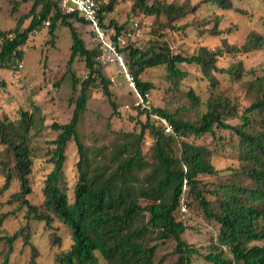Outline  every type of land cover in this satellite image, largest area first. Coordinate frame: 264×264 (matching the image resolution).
Segmentation results:
<instances>
[{"label":"trees","instance_id":"16d2710c","mask_svg":"<svg viewBox=\"0 0 264 264\" xmlns=\"http://www.w3.org/2000/svg\"><path fill=\"white\" fill-rule=\"evenodd\" d=\"M32 3L29 14L19 20L13 31L0 33V37L13 32L16 37L3 43L0 50V68L11 62L13 67L21 61L28 38L33 32L47 29L50 44L55 39L58 25L66 27L70 33V55L66 63V74L69 75L72 89L80 85L76 100L73 102L70 119L65 123L52 122L50 129L56 133L48 143L46 156L52 164V170L47 175L43 187L42 210L32 206L25 197L30 194L29 174L32 159L38 154L39 137L46 127L41 108L30 99L31 112H21L18 119L10 121L0 119L1 155L11 163L0 159L3 166L4 184L0 192L8 189L10 181L15 177L20 185L19 192L11 197L20 202L26 209L25 217L44 221L47 226L55 218L69 228L72 244L70 249L56 258L58 264H97L95 252H98L107 264H155L156 245L147 247L140 240L148 232L157 234L162 241L174 243L173 254L176 259L172 264H190L191 257L198 251L187 244L182 236L187 230L185 221L178 220L180 196L184 194L185 202L192 197L198 202L203 215L213 221L217 235L210 246V251L203 259L210 264H264V76L249 81L247 86L254 91V100L243 110L239 117L241 124L231 126L226 124L221 116L226 113L237 114L236 108L228 100L211 99L207 111L202 114L200 123L195 125L181 121L174 115L158 108L150 112H139L145 115L146 122L141 125L140 132L121 135L122 144L112 142L109 150L99 149L97 153H89L83 144L80 125L88 110L89 88L99 81L103 96L112 116L117 115V105L112 99L108 80L101 74L100 68H94L96 49H87L81 35L82 28H88L93 36L90 24L77 15H64L58 7V0H21ZM135 0V7L146 16L166 15L173 19L182 17L186 10L165 4L156 0ZM264 3V0H260ZM119 0H107L101 9V18L105 19L111 13ZM222 9H230V3L220 1ZM40 10L36 13V10ZM197 5L189 12H195ZM168 17V18H169ZM29 20L26 27H21L23 20ZM45 22H49L45 26ZM111 25L119 31L123 26ZM220 34V32H216ZM264 48V38L256 33H250L240 47L230 46L225 40L214 50L201 47L196 54L183 56L172 54L166 43L151 41L147 49L142 50L126 46L119 49L125 54V65L133 77L138 93L145 96L152 90L149 82L141 80V75L148 68L164 66L172 79H182L183 73L177 65H196L202 75L215 88L213 74L218 73L239 80L245 75L241 62L237 61L227 68H218L217 62L224 54L248 53ZM76 58H81L89 73L87 78L79 83L71 72ZM18 69V68H17ZM182 77V78H181ZM58 86V83H54ZM213 91V89H212ZM190 99L196 98L190 93ZM226 108V113H225ZM227 108L229 111H227ZM157 114L165 117L175 135H168L154 127L149 115ZM259 125L261 130L248 132L245 129ZM235 133L244 144L243 159L247 161L248 169L244 176L248 184L242 183L235 172L218 188V211L199 190L200 176L213 175L216 170L210 164V153L202 146L185 142L189 136L199 137L202 134H212L213 127ZM148 129L153 138L151 147L152 163H147L142 156L140 142L143 132ZM179 143L180 148L177 147ZM74 144L78 160L77 181L73 189V199L70 203L60 187L66 151ZM179 153V154H178ZM148 169L147 172L145 170ZM140 174V175H139ZM229 180V181H228ZM185 187V188H184ZM140 200L146 202L140 205ZM188 207V204H187ZM189 213V209H188ZM148 215V220L137 225V221ZM188 215V214H187ZM4 216L0 217V226ZM21 237L19 232L11 236L0 237L11 249L12 243ZM251 242L261 243L248 247ZM227 247L231 258L225 254ZM8 254L2 264H6ZM34 264V261H31Z\"/></svg>","mask_w":264,"mask_h":264},{"label":"rangeland","instance_id":"374dc122","mask_svg":"<svg viewBox=\"0 0 264 264\" xmlns=\"http://www.w3.org/2000/svg\"><path fill=\"white\" fill-rule=\"evenodd\" d=\"M150 0L148 4H151ZM186 10L182 17L171 18L166 15L146 16L135 7V0H119L111 13H107L105 21H113L116 26L129 27L130 20L137 19L143 28V37L136 42H128L129 46L145 50L151 41L166 43L172 54L191 56L201 47L209 50L216 49L222 40L228 45L240 47L250 33H256L264 38V3L260 0H226L230 9H222L221 0H156ZM30 1L0 0V33L13 31L19 20L26 17L31 9ZM197 5L195 12L189 10ZM40 10L38 8L36 13ZM169 17V18H168ZM30 19L23 20L21 27H26ZM114 27V25L109 24ZM81 35L87 49H96L99 46L89 29L82 28ZM220 32V34H216ZM47 29H41L37 35L28 38L21 50L23 56L20 63L22 68L13 67L11 62L4 63L0 68V119L6 117L10 121L19 118L21 112H31L30 99L41 108L46 127L39 140L40 150L32 159L29 174L30 194L25 197L32 206L42 210L43 187L47 175L52 170L46 152L48 143L54 139L56 133L50 129L52 122L65 123L70 119L73 102L78 96L80 85L72 89L69 75L66 74V63L70 55L71 38L66 27L58 25L55 30L53 44L48 43ZM125 64V54H120ZM241 62L245 75L239 80L215 73L213 88L210 82L202 75L196 65H177L183 73L182 79H172L164 66L148 68L141 75V80L152 84L153 88L148 93L151 108H158L175 116L176 119L198 125L202 114L207 111L211 99L228 100L236 108L237 114L225 113L222 120L231 126L241 124L240 116L254 100L253 89L247 86L249 81L256 77L264 76V48L248 53L224 54L217 62L218 68H227L235 62ZM101 74L108 80V87L112 99L117 105V115L112 116L103 96L101 84L96 81L88 92V110L83 116L80 125V134L83 144L89 153H97L99 149L108 152L112 142L122 144L121 135H137L141 125L145 124V115L134 108L135 98L129 90L125 77L119 72L118 62L100 65ZM71 72L79 83L84 80L88 71L81 58H76ZM111 78L114 82H111ZM54 83H58L56 86ZM213 89V91H212ZM190 93L196 100L190 99ZM227 111L228 108H227ZM151 122V121H150ZM248 132H257L261 128L255 125L245 129ZM185 142L202 146L210 153V164L216 170L213 175L200 176L199 190L211 204L213 210L218 211L217 201L220 196L218 188L235 172L239 173L238 179L247 185L249 182L244 176L248 164L243 159L242 151L245 149L241 139L233 132L213 127L212 134H202L199 137L189 136ZM153 138L150 131L143 132L140 148L142 156L147 163H152L151 147ZM180 148L179 143L177 145ZM0 159L11 163L1 155ZM179 154V153H178ZM78 160L76 147L71 144L66 151V161L60 181V187L66 194L69 202L73 199V189L77 181ZM3 166L0 165V188L4 184ZM148 169L145 170L147 172ZM140 175V174H139ZM229 178V180H230ZM228 180V181H229ZM19 182L14 177L7 190L0 192V217L4 216L0 226V237L11 236L16 232L21 234L9 250V246L0 241V264L8 254L6 264H58L56 258L67 252L72 244L71 233L68 227L58 222L55 218L49 226L44 221L26 218V209L11 195L19 192ZM145 201L140 200L144 206ZM189 213L183 222L187 230L182 239L195 249L198 254L193 255L190 264H210L203 256L210 251V246L217 235V228L213 221L207 220L192 197L187 198ZM148 220L144 214L137 221V225ZM140 242L150 247L156 245L154 254L155 264H172L176 255L173 254L174 243L162 242L154 232H148ZM261 245L251 242L247 246ZM227 257L231 258L228 248L225 249ZM97 264H107L102 256L95 252Z\"/></svg>","mask_w":264,"mask_h":264},{"label":"built area","instance_id":"2783aa9c","mask_svg":"<svg viewBox=\"0 0 264 264\" xmlns=\"http://www.w3.org/2000/svg\"><path fill=\"white\" fill-rule=\"evenodd\" d=\"M107 4V0H58V7L64 15H77L78 18L88 22L93 30V36L98 43L99 52L94 57V68L100 67L101 64L116 63L118 62L119 72L124 75L125 82L129 90L133 93L135 98L134 108L140 112H150L151 107L148 101V94L142 96L138 93L133 77L128 72L126 65L123 64L119 49L128 46V42H136L143 37V28L137 19L130 20L129 27L126 29L116 30V27L110 26L105 19H102L101 9ZM45 26L49 22L44 23ZM38 31H34L33 35H37ZM16 35L13 32L7 33L0 37V50L6 41H12ZM18 69L22 68V63L16 64ZM84 77V80L87 78ZM114 82V79H110ZM149 119L157 129H160L168 135H175L172 127L165 117L158 116L157 114H150ZM185 188V187H184ZM188 214L187 203L185 202L184 194L180 196V205L178 208V220H185ZM227 247H224L226 249Z\"/></svg>","mask_w":264,"mask_h":264}]
</instances>
